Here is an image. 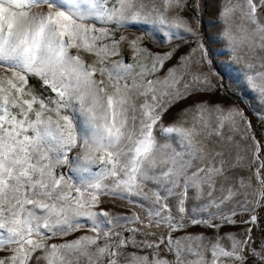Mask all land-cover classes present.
<instances>
[{
    "label": "snow or ice",
    "instance_id": "snow-or-ice-1",
    "mask_svg": "<svg viewBox=\"0 0 264 264\" xmlns=\"http://www.w3.org/2000/svg\"><path fill=\"white\" fill-rule=\"evenodd\" d=\"M161 2L0 0V264H264V248L249 244L251 228L244 238L219 234L237 223L235 211H210L239 196L244 211L264 207L260 141L242 111L206 100L165 123L174 105L215 86L209 49L198 27L181 15L188 0ZM192 8L198 13V4ZM258 8L264 0H229L221 12L222 35L233 53L259 60L246 62L245 87L264 100V13ZM237 11L246 23L233 24ZM108 25L159 26L170 38L187 34L196 46L180 57L183 72L174 67L163 78H150L175 49L152 54L136 37L129 41L134 53H146L152 62L134 70L110 59L120 55L126 37L112 39ZM29 76L54 95L37 94ZM73 151L75 166L66 176L57 168L70 163ZM189 190L203 202L189 208ZM101 195L138 197L147 223L97 210ZM217 216L221 223H213ZM121 221L164 226L167 234L149 239L154 232ZM256 221L252 215L245 223ZM197 226L217 234L187 231Z\"/></svg>",
    "mask_w": 264,
    "mask_h": 264
},
{
    "label": "rangeland",
    "instance_id": "rangeland-1",
    "mask_svg": "<svg viewBox=\"0 0 264 264\" xmlns=\"http://www.w3.org/2000/svg\"><path fill=\"white\" fill-rule=\"evenodd\" d=\"M145 3L151 7L155 4L158 7H162L161 0H145ZM193 3L199 5L198 13L192 8ZM232 4L239 3L244 4V0H231ZM229 4V0H188L181 15L187 17L194 28L198 27V32L203 40L206 48L209 49V58L212 60V72L210 80L215 86L212 91L194 93L188 100L182 101L180 104L174 105L165 115V123L172 122L179 114L180 109L188 107L194 101L206 100L209 104H220L225 108H237L243 112L247 121L251 123L250 132L254 134L255 139L259 141L258 135L264 136V100L254 95L246 87L245 76L248 73V69L245 67L246 62L259 63V60H249L248 56H245L243 51L233 53L228 42L223 38L224 23L221 19V12L225 6ZM258 14L264 13V8H258ZM168 15L171 17L173 13L170 11ZM197 21L199 22L197 25ZM234 25L246 23L241 20L240 13H237L232 17ZM92 23V21H88ZM99 28L102 25L97 23ZM109 30L112 32V39L120 41L121 36L126 37L125 40L120 41L118 48L120 55L111 57V60H121L123 63L133 64L134 70H139L141 65H150L152 57H149L146 53H134L129 41L136 37H142L139 42L140 47L148 49L152 54H163L167 52H175L171 59L165 60L163 67H158V70L150 78H163L168 75V70L177 68L179 72H183V69L179 68L180 57L186 55L189 50L196 46L195 41L191 39L187 34L185 38H177L174 34L171 38L166 35V29L161 30L160 27L150 28L146 25H130L126 27H119L115 25H108ZM147 29V30H146ZM187 40V42H186ZM105 43L111 44V39L105 41ZM75 51V50H73ZM86 63H92L93 57L89 54L82 53ZM136 56L134 60L133 57ZM203 71L208 72L207 66L203 68ZM189 83L191 78L186 77ZM29 86L39 95L44 97L54 95L50 92L49 88L41 82L37 77L29 76ZM247 111L252 115L253 121L247 116ZM227 131V130H226ZM244 131V125H241V132ZM251 143V141H248ZM261 159H264V139L261 143ZM76 152L73 151L69 154V164H65L57 168V171L64 172L67 176L69 174L70 167L75 166L74 157ZM99 166H94V170H97ZM241 175H248L243 170H237ZM235 175V173L233 174ZM195 190H189L187 206L189 208L195 207L201 204L202 200L195 199ZM219 196V192L216 193ZM100 204L97 210H105L111 213L113 216L118 217H132L133 215L139 216L147 223V207H141L138 197L124 198L121 195H101L99 197ZM251 199V197H249ZM137 201L133 203L132 201ZM176 197H170V202H175ZM244 197H236L232 202L221 205L220 209H210L213 213H222L226 216H231L235 211V215L232 216L237 223L235 225H226L219 230V234L223 235L226 232L236 233L240 238H244L247 235V229L251 228V240L249 244L257 251H261L264 248V207L256 208L254 212L244 211ZM249 208L253 205L249 204ZM207 217V213L203 214ZM252 215H256L257 221L255 223H245L249 221ZM124 227H141L142 231L154 232L155 237H148L149 239H155L161 235L167 234V228L164 226L156 227L154 224L151 228H144L142 225L127 224L125 221L120 222ZM213 223H221L219 216L213 221ZM116 231H122V228L117 227ZM188 232L192 233H204L206 236H215L217 233L213 229L204 228L202 226L189 227ZM79 234H83V231ZM183 233H174L173 235H182ZM124 235L130 236V232H124ZM74 236L67 237V239H73ZM138 240H143V235H137ZM59 242V241H56ZM227 244V241H225ZM163 247V246H162ZM247 254V251H246ZM162 255L169 256L164 252ZM170 258V256H169Z\"/></svg>",
    "mask_w": 264,
    "mask_h": 264
},
{
    "label": "trees",
    "instance_id": "trees-1",
    "mask_svg": "<svg viewBox=\"0 0 264 264\" xmlns=\"http://www.w3.org/2000/svg\"><path fill=\"white\" fill-rule=\"evenodd\" d=\"M246 113H247V116L251 119V121H253V118H252V115L250 114V112L247 111ZM257 137H258L259 141L262 143L263 139H264V136L263 135H258Z\"/></svg>",
    "mask_w": 264,
    "mask_h": 264
}]
</instances>
